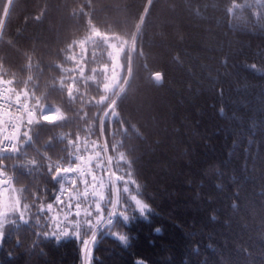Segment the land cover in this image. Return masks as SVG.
Here are the masks:
<instances>
[{"label": "trees", "instance_id": "trees-1", "mask_svg": "<svg viewBox=\"0 0 264 264\" xmlns=\"http://www.w3.org/2000/svg\"><path fill=\"white\" fill-rule=\"evenodd\" d=\"M89 76L95 79L84 84ZM0 78L13 80L14 101L16 93L24 99L27 87L33 107L38 99L39 109L63 113L47 123L38 110L33 141L23 142V125L20 152L2 154L12 159L4 162L10 185L0 189V211L7 188L15 189L12 203L20 189H26L21 203L43 189L41 202H52L73 181L82 190L78 173L57 184L47 165L63 157L58 162L67 167L79 157L75 163L87 171L91 141L106 139L108 155L116 156L113 142L123 145L130 167L118 159L110 167L117 175L131 172L126 178L140 186L130 185L132 194L151 213L134 215L130 208L131 223L117 217L105 224L87 264H264V0H13L10 6L0 0ZM74 78L83 104H69L60 90L61 80L66 88ZM113 93L117 115L104 118L95 100ZM93 116L104 121L99 140L84 122ZM7 122L0 114V140ZM77 137L79 151L68 142ZM44 153L51 159L42 161ZM25 217L28 223L5 221L0 264H84L86 227L79 238L56 242L37 233L59 234L62 216L33 207Z\"/></svg>", "mask_w": 264, "mask_h": 264}, {"label": "snow or ice", "instance_id": "snow-or-ice-1", "mask_svg": "<svg viewBox=\"0 0 264 264\" xmlns=\"http://www.w3.org/2000/svg\"><path fill=\"white\" fill-rule=\"evenodd\" d=\"M13 3V0H7V4L10 6ZM234 7H239V5H234ZM4 15L8 14V8L3 9ZM69 59H74V57H68ZM255 68V65L252 66ZM9 75H14L13 73H8ZM83 77V74H81ZM155 78L157 81L161 79V74L156 73ZM95 76L85 77L83 83L86 84L88 80H94ZM28 80H32V77L29 76ZM13 80H3L0 78V84L5 85L3 92H0V96L4 97V100L9 103L10 106L13 105V102L10 98L5 95L10 89L7 85H11ZM77 81L75 78L72 83L68 84V86L64 87V82L61 80V91H65L67 94V102L69 104H83L85 102L84 93L80 92L79 88L76 87ZM103 90L105 93L111 92V86L107 83L103 84ZM121 91H123L121 89ZM23 98L27 100L29 98V91L27 87L23 90ZM21 96L19 93H16V103L15 107L17 111L21 113L20 116L15 117L20 121L22 125H26L27 130L23 131L22 139L24 143H29L33 141V137L29 135V132L32 130L31 126L34 124H39V120H34V116H36L37 111H40L41 118L44 122L53 123L58 117L55 112H49L48 114H43V110L39 109V100L36 99V106L29 108L25 103L20 102ZM91 102V101H89ZM96 105H103L101 108V112L104 118L109 116H116V94H112V98L109 95H100L99 100H95ZM76 111L77 117L80 116V110L74 109ZM84 116H87V113H84ZM63 119V117H59ZM95 121V132H92L93 125L91 121ZM85 124L88 125L87 131L96 135L97 139H101L104 133V121L100 119L99 116L88 117L85 121ZM117 122L123 125L124 121L117 119ZM11 128L13 131L17 130V125L12 124ZM126 134V130H122ZM67 136V134H66ZM21 137L16 135L4 136L3 140L6 142L4 146H0V176H7L8 166L5 165V160L12 159L11 156H3V153H19L20 147L18 146V142ZM76 140H69L68 142L73 144V147L76 151H79V145ZM85 143H88L87 137H85ZM92 150L94 152V156L90 155L88 157V165L89 168L85 172L81 169L79 163H75L76 159H81L79 157H74V153L69 154L74 157L72 160L66 161L69 166L63 167L61 165L60 160H63V157H58L57 162H53L47 165V172L50 173V178L53 181H56L59 184L60 180H62L69 173H78L80 177L81 184L83 185L82 190L77 189L75 186V181H73L71 188L62 189L60 195H55L53 197L52 202H41L45 192L47 189L38 190L36 192H30L28 198H24V202L21 203L22 193L26 191V189H20L19 192L21 196H17L14 198V203L10 205V211H0V246L5 242V221L15 225L17 223V219L23 221L24 223H28V219L25 217V212L35 207L37 212H55L56 219L60 220L61 216L63 217V221L66 224L64 229L59 231V234L56 232H52L51 234L48 232L37 233L38 236H43V238L48 239L50 236L54 237L56 242H59L62 237H69L71 234L74 238H79L81 236L80 228L86 227L87 232L85 235L89 236L90 239L81 240L83 245L82 251L87 254L89 243H95L96 241V227L103 221L107 226H113L116 222V218L119 217L120 220L124 222L125 225L131 223L134 216H129L127 213L130 208L133 210V213H139L140 216L146 217L151 213V207L149 204L144 202L142 199H139L137 195L132 194V188L130 185H134L136 189H139V184L134 179H129L126 177L131 176V172L128 171L124 175H117L115 171L110 167L114 160L118 159L119 161H123L124 164L128 167L131 165V161L127 160L125 153L119 151V148L123 145L119 142H113L111 144L112 151L116 152V156L108 155L109 151V142L105 139L102 143H97L96 140L91 141ZM41 159L50 160V157H47V154L44 153L41 155ZM95 164V170L92 169V164ZM30 164H36L37 161L31 160ZM74 165V166H73ZM12 167H15L13 165ZM108 176V185L109 188L107 192L103 191L104 189V176ZM90 176L91 179H87L86 177ZM114 182H120L119 186H116ZM0 185H10V181L8 179H0ZM97 185H99L101 191H97ZM115 187L116 195L113 197L112 188ZM68 193L67 199H63L62 196ZM74 193V194H73ZM121 193L123 195H121ZM28 199H31V203L28 202ZM131 200L133 202L132 205H129L128 201ZM75 201V203H73ZM101 202H104L102 204ZM10 216H15L16 219H10ZM71 217V219H70ZM39 217H37L38 219ZM80 218V219H76ZM71 225V228H68L67 225ZM59 224H57V228ZM155 231L159 232L160 229H155ZM119 239L124 243H127L129 237L126 235H120ZM138 264H143V261H139Z\"/></svg>", "mask_w": 264, "mask_h": 264}, {"label": "rangeland", "instance_id": "rangeland-1", "mask_svg": "<svg viewBox=\"0 0 264 264\" xmlns=\"http://www.w3.org/2000/svg\"><path fill=\"white\" fill-rule=\"evenodd\" d=\"M114 59H116L115 58V56H114ZM116 65V64H115ZM0 114L1 115H3L6 119H8V116L7 115H5L4 113H2L1 111H0ZM37 116V115H36ZM34 120H38V119H36V117L34 116V118H33ZM5 127L2 129V131L8 126L6 123H5V125H4ZM22 127H23V125H22ZM22 127L18 130V134H20V136H21V132H22ZM18 129V128H17ZM82 166H84V162L81 164ZM83 171H85L86 172V169L85 168H83L82 169ZM106 182L108 183V176H107V179H106ZM115 183V185H116V182H114ZM65 188H67V187H65ZM1 192V191H0ZM14 192H15V189H10V188H7V189H5V190H3V198H4V200H3V211H5V212H9L10 211V205H12L13 203L11 202V197H13L14 196ZM13 201V200H12ZM105 225V223H103L101 226H99V227H97L96 229H95V231L97 232L99 229H102V227ZM88 239H90V237L88 238ZM90 244H91V242L89 243V245H88V252H87V254H85V257H84V264H87V261H88V258H89V256H90V253H91V250H92V246H90Z\"/></svg>", "mask_w": 264, "mask_h": 264}, {"label": "built area", "instance_id": "built-area-1", "mask_svg": "<svg viewBox=\"0 0 264 264\" xmlns=\"http://www.w3.org/2000/svg\"><path fill=\"white\" fill-rule=\"evenodd\" d=\"M4 89V88H3ZM3 89H1L0 92H3ZM6 95V94H5ZM7 103L5 100H4V97L3 96H0V106L1 107H7ZM6 144V142L3 140L2 141V145L1 146H4Z\"/></svg>", "mask_w": 264, "mask_h": 264}, {"label": "water", "instance_id": "water-1", "mask_svg": "<svg viewBox=\"0 0 264 264\" xmlns=\"http://www.w3.org/2000/svg\"><path fill=\"white\" fill-rule=\"evenodd\" d=\"M0 179H5V176H0ZM4 185H0V188Z\"/></svg>", "mask_w": 264, "mask_h": 264}]
</instances>
